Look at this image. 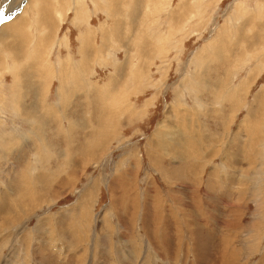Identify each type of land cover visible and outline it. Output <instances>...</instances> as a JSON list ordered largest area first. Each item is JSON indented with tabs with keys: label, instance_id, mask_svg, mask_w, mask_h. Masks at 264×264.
<instances>
[{
	"label": "rangeland",
	"instance_id": "obj_1",
	"mask_svg": "<svg viewBox=\"0 0 264 264\" xmlns=\"http://www.w3.org/2000/svg\"><path fill=\"white\" fill-rule=\"evenodd\" d=\"M0 16V264H264V0Z\"/></svg>",
	"mask_w": 264,
	"mask_h": 264
},
{
	"label": "bare ground",
	"instance_id": "obj_2",
	"mask_svg": "<svg viewBox=\"0 0 264 264\" xmlns=\"http://www.w3.org/2000/svg\"><path fill=\"white\" fill-rule=\"evenodd\" d=\"M6 19V17L5 16H0V22L1 21H4ZM41 140V139H40ZM41 143H42V141H41ZM37 180H39V179H37ZM40 182V181H39ZM1 206V205H0ZM3 208V207H2ZM201 241V240H200ZM200 249H202V248H200Z\"/></svg>",
	"mask_w": 264,
	"mask_h": 264
},
{
	"label": "built area",
	"instance_id": "obj_3",
	"mask_svg": "<svg viewBox=\"0 0 264 264\" xmlns=\"http://www.w3.org/2000/svg\"><path fill=\"white\" fill-rule=\"evenodd\" d=\"M1 191V190H0ZM2 192H3V189H2ZM2 192H0V194H2Z\"/></svg>",
	"mask_w": 264,
	"mask_h": 264
}]
</instances>
